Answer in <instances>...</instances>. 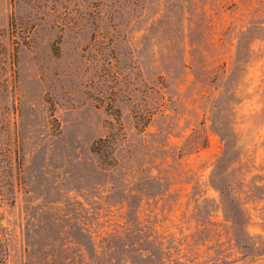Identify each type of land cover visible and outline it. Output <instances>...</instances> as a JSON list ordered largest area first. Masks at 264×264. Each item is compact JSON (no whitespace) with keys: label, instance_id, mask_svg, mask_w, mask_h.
I'll list each match as a JSON object with an SVG mask.
<instances>
[{"label":"rangeland","instance_id":"374dc122","mask_svg":"<svg viewBox=\"0 0 264 264\" xmlns=\"http://www.w3.org/2000/svg\"><path fill=\"white\" fill-rule=\"evenodd\" d=\"M0 217L7 264H264V0H0Z\"/></svg>","mask_w":264,"mask_h":264},{"label":"trees","instance_id":"16d2710c","mask_svg":"<svg viewBox=\"0 0 264 264\" xmlns=\"http://www.w3.org/2000/svg\"><path fill=\"white\" fill-rule=\"evenodd\" d=\"M104 140L105 139H100V143L102 142H104ZM99 144V143H98ZM98 147H97V143H96V145H95V147H94V151L95 152H101L102 153V155H104V157L106 158V159H111V160H113V158H114V156H113V149H112V147H108L106 150H104L103 151V149L102 148H100V149H97ZM4 228H3V226H2V219H1V217H0V264H7V249H6V238H5V236L3 235V230ZM6 252V253H5Z\"/></svg>","mask_w":264,"mask_h":264}]
</instances>
